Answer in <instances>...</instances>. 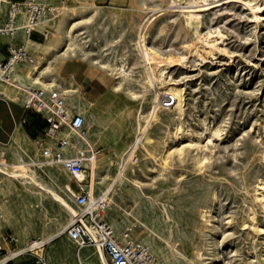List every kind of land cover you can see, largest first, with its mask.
I'll return each instance as SVG.
<instances>
[{
	"label": "rangeland",
	"instance_id": "1",
	"mask_svg": "<svg viewBox=\"0 0 264 264\" xmlns=\"http://www.w3.org/2000/svg\"><path fill=\"white\" fill-rule=\"evenodd\" d=\"M42 1L57 10L42 19L47 23L38 30L47 29L46 38L53 42L60 40L63 33L55 24L64 19L71 34L42 79L56 77L75 88L72 96L62 94L69 110L86 120L99 160L93 188L89 168L87 183L95 194L110 187L113 202L106 218L115 231L146 243L156 264H264V197L254 199L258 183L264 182V22L252 15L248 0ZM258 3L264 13V0ZM204 5L199 27L187 25L179 10ZM145 30L148 46L157 53L154 65L167 66L168 78L182 88L180 110L171 106L158 111L150 126L156 142L146 147L169 151L163 166L147 159L139 142L131 149L135 116L148 113L154 92H161L157 84L142 92L143 67L133 62L137 37ZM40 35L36 32L34 40L46 39ZM55 48L54 43L49 57ZM35 49L40 67L44 53ZM68 63L91 69L102 86L95 93L80 87L61 72ZM115 65H123L127 74ZM19 103L18 94L13 102L0 97V164L14 170L26 167L40 182L44 168L54 175L44 184L57 187L66 181L74 188L73 179L59 167L38 166L44 162L33 154L36 145L26 135ZM94 120L100 122L98 144L92 139ZM119 170L124 171L121 179ZM5 177L0 173V180ZM12 184L0 190V204L10 209H2L0 216V264H38L30 252L10 256L15 246L6 247L4 236L9 233L18 238L16 250L30 240L55 235L44 240L46 264L97 260L92 248L78 249L61 233L73 216L59 202L46 193H29L26 186L36 189L28 180ZM63 196L77 211L73 195L64 191ZM6 257H11L8 262Z\"/></svg>",
	"mask_w": 264,
	"mask_h": 264
},
{
	"label": "built area",
	"instance_id": "2",
	"mask_svg": "<svg viewBox=\"0 0 264 264\" xmlns=\"http://www.w3.org/2000/svg\"><path fill=\"white\" fill-rule=\"evenodd\" d=\"M0 2L3 8L0 11V39L11 41L6 44L7 54L0 59V83L15 85L22 109L33 111L43 119L45 126L42 135L33 140L40 158L44 163L59 165L75 183L73 197L78 210L61 233L78 249L87 247L95 251L99 247L108 264H156L154 254L146 243L121 237L107 220L109 190L95 194L86 179H78V175L86 173L89 164L96 159L95 147L89 139L84 116L69 110L59 89L42 88L30 83L29 79L24 82L18 78L20 68H31L36 63L32 49L18 43V40L23 37L33 38L36 32L46 38L49 31H39L38 22L53 14L57 7L42 0ZM174 100L171 94H165L158 101V106L171 107ZM4 240L7 249L10 250L9 244L17 247L16 235L6 234ZM45 244L44 240H30L17 250L12 246L10 252L15 254L9 255L30 252L38 264H46L42 255ZM80 264L102 263L88 261Z\"/></svg>",
	"mask_w": 264,
	"mask_h": 264
},
{
	"label": "bare ground",
	"instance_id": "3",
	"mask_svg": "<svg viewBox=\"0 0 264 264\" xmlns=\"http://www.w3.org/2000/svg\"><path fill=\"white\" fill-rule=\"evenodd\" d=\"M258 1L259 0H248L247 2H245V5H247L248 8L252 11V15L256 18V20H260V21L264 22V13L261 11L262 5L259 4ZM205 5H207V4H205ZM205 5L204 6H195L194 9L188 8L187 10H181V11L179 10V12H181V14L183 15L182 17H184V22L187 25H191V26H194L195 28H198L200 23H201V13L207 9V7ZM187 7H194V6L191 5V6H187ZM1 10H2V4L0 2V11ZM45 23H47V22H45ZM45 23L43 20H40L38 22L37 27L40 25L42 26V24H45ZM61 25H62V27H60ZM55 27H58V29L60 28L59 30L62 31V33H63V36L59 35L60 40L54 38V42H53L52 41L53 39L46 38L42 42H37V41L32 40L30 38H26L25 42L27 44V47L30 46V48L32 47V49L36 48L38 51L40 50L44 53V57L42 59V60H44V62L42 64V66H40V67H38L36 64H34L33 67H31V69H28L29 71L28 70L25 71L23 78L29 79L30 83H32L33 85L42 87V88L55 87V88L59 89L61 93L63 92L65 94V96L67 95L69 97V96L73 95V92H75V88L73 85H63L57 81L56 77H51L49 79H44V80L42 79L43 74L46 72V70H48V67H51V60L52 59H58L63 54V51L60 52V49H59V47L61 48V44L65 45L71 38L70 23L67 24V22H65L64 19H60L59 22L57 24H55ZM137 38H138V41L136 40L137 41V43H136V57L133 59V62H135V63H137V61H138V63L141 62V65L143 67V69L141 70V76L143 78V81L140 83L141 88H142V92L146 93L147 91H149V89H153L154 84L160 85L161 92H159V91L154 92V96L152 99H153V101H155V103L153 106L151 104V110L148 113H143V112L141 113L140 112L135 116V124H134V128H133V130H134L133 132L135 135L133 137H135V139L133 140V143L131 145V149L134 148L139 142L143 147L142 152H143L144 156L147 159L151 158V159H154L155 161H159L160 166H163L166 164L165 158H166L167 154L169 153V151L167 150V148H165L161 152L156 153L155 150H152V149L150 150L149 148L146 147V145L147 146L151 145L152 147H154L152 145V143L156 142L155 138H153V136L150 134V126H151L152 122H154V121L156 122L157 119L159 118L158 111H163L164 109L170 110V108H171V107L163 108V107L158 106L157 101H158L160 93H161V95L171 94L175 99L173 106L180 110L181 102H182V88L178 85V83L176 81L168 78V75L166 72L167 66H165L162 63H159L157 66L154 65V63H158V62H156L157 61L156 60L157 53L147 44V32H146V30L139 33V36ZM54 43L56 45V48L54 50H52V54L49 57L47 55V53H48V51H51V48L54 46ZM38 59L40 60V58H38ZM38 59H36V60H38ZM116 68L121 72L122 75L127 74V70L123 65H118V66H116ZM116 87H117V85L112 86V88H116ZM16 92H17V88L15 85L0 83V97L4 101H7V102L15 101L17 98V93H18V92L17 93ZM155 108H156V111H155ZM94 111L92 110V114L94 115V118H97L96 113H94ZM111 119H109V120H111ZM143 123H145V124H143ZM93 124H94V126H96L97 130L95 131L96 136L94 138L92 137V139L96 144H98V141H99L98 137L100 136V133H101L100 127H99L100 122L94 120ZM177 130H178V127H176L175 133L177 132ZM32 142H33V140H32ZM131 151L133 152V150H131ZM26 154L30 156L29 153H26ZM33 154L35 155V157H36V155L38 156L36 146H35V152L33 151ZM98 161L99 160H97V158H96L88 166V168H89L88 173H89V175H91L89 177H91L90 181H91L92 188L94 185L93 181L95 180L93 176L97 172ZM37 163H38L39 167L50 165L47 163H45V164L39 163V162H37ZM54 166H57L62 170V168L59 165H54ZM23 169L24 170H21V169L14 170L12 168L9 169L8 167L2 166L0 164V173L2 175L6 176L4 178L5 181H3L2 179L0 180V190L5 191V190H8V188L10 189V187L13 186L12 182L14 180H16V181L28 180L31 184H33V186L36 189V190H30L26 186L25 189L27 191H29V193L34 192L35 194H38V195H39V193L49 194L51 196V198H53V200L59 202L66 209V211L69 213L70 216L76 215L77 211L66 201V199L63 196L64 191H67V192L71 193L72 195L74 194V189L71 187V185L68 182H66V181L62 182V183L58 184L57 187L55 186L56 187L55 188L52 185L49 186V185H46L43 183L44 180L46 182V180H48V179L49 180L53 179L54 175L52 174L51 171H45L44 168H42L43 174L40 175V179H42V181L40 182L39 180H34L33 177L28 174L26 167ZM120 171L121 170H119L117 177H120V179H121V175L124 176V174H123L124 171H121V172ZM86 176H87L86 173H84L83 175L79 174L78 179L82 180L84 178L87 180ZM104 177H107V176L105 175ZM56 184H57V182H56ZM109 186H112V184L110 183ZM109 189H110V187L107 190H109ZM263 189H264V182L258 183V185L255 189V196H254L255 198L254 199L259 198V196L261 195L262 200H263V197H264V195L262 193ZM109 198H110V202H113L111 196H109ZM3 202H7V199L4 198ZM262 204L264 205V200L262 201ZM8 208L9 207L7 206V204L1 203L0 204V211H1L0 216L3 215L2 209L10 211V209H8ZM54 236L55 235L44 236V240H46V241L52 240ZM95 252H97L96 253V255H97L96 261L97 262L102 263V264H108L99 247L95 248ZM14 254L15 253H13V255ZM197 256H199V253H197Z\"/></svg>",
	"mask_w": 264,
	"mask_h": 264
},
{
	"label": "crops",
	"instance_id": "4",
	"mask_svg": "<svg viewBox=\"0 0 264 264\" xmlns=\"http://www.w3.org/2000/svg\"><path fill=\"white\" fill-rule=\"evenodd\" d=\"M33 36L35 37L36 34H33ZM34 37L30 38V39H32V40L36 39ZM18 41H19L18 43L25 44L23 38H22V40L19 39ZM7 43H11V41L8 39H5V38L0 39V59L3 58L7 54V49H6ZM68 65H67L68 67L66 65L65 66L63 65L60 69L61 72L64 75H68V76L74 78L75 81H78L77 83H78V85H80V87L87 89V91H89L91 93H95L97 91L98 87L102 86L101 81H99L98 79L96 80L93 77L91 69L88 68L84 71L85 68L82 69V68L72 67L70 65V63H68ZM22 72H23V69L20 68L18 78L21 80H23L22 79L23 76L21 74ZM19 105H20V103H19ZM21 109H22V107H21ZM21 116L23 117L22 122L25 123L26 133H27L26 135L28 137H32L33 139H35L36 137H40L42 135L45 123H44L43 119L39 116V114L34 113L33 111H25L22 109ZM91 253L93 255V253H95V251H93V249H92Z\"/></svg>",
	"mask_w": 264,
	"mask_h": 264
}]
</instances>
